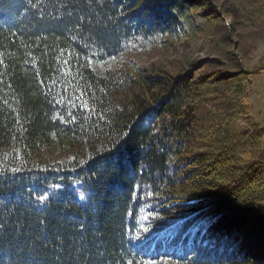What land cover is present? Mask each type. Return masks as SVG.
Here are the masks:
<instances>
[{
  "label": "trees",
  "instance_id": "obj_1",
  "mask_svg": "<svg viewBox=\"0 0 264 264\" xmlns=\"http://www.w3.org/2000/svg\"><path fill=\"white\" fill-rule=\"evenodd\" d=\"M217 17L208 0H0V264H264L253 73L121 62Z\"/></svg>",
  "mask_w": 264,
  "mask_h": 264
},
{
  "label": "rangeland",
  "instance_id": "obj_2",
  "mask_svg": "<svg viewBox=\"0 0 264 264\" xmlns=\"http://www.w3.org/2000/svg\"><path fill=\"white\" fill-rule=\"evenodd\" d=\"M208 1L218 10V17L202 25L191 39L167 40L161 46L125 53L121 62L131 61L143 72L154 71L161 65L171 73L192 65L197 73L228 74L239 69L252 72L244 99L249 103L252 120L264 127V11L261 8L264 0ZM260 237L261 228H258L249 242Z\"/></svg>",
  "mask_w": 264,
  "mask_h": 264
}]
</instances>
